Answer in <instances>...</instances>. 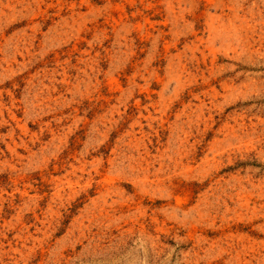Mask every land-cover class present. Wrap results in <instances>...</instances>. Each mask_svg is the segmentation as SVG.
<instances>
[{"label":"rangeland","instance_id":"374dc122","mask_svg":"<svg viewBox=\"0 0 264 264\" xmlns=\"http://www.w3.org/2000/svg\"><path fill=\"white\" fill-rule=\"evenodd\" d=\"M0 264H264V0H0Z\"/></svg>","mask_w":264,"mask_h":264}]
</instances>
